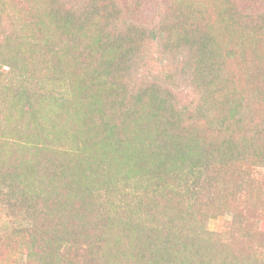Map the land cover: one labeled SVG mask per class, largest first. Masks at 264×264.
Here are the masks:
<instances>
[{"label":"trees","instance_id":"trees-1","mask_svg":"<svg viewBox=\"0 0 264 264\" xmlns=\"http://www.w3.org/2000/svg\"><path fill=\"white\" fill-rule=\"evenodd\" d=\"M199 1L165 0L153 23H142L126 18L118 0H46L45 21L49 18L57 36L53 41L44 21L40 25L45 30L35 29L0 0V200L26 214L21 229L29 261L72 264L73 257L81 256L84 264H92L100 255L103 264H219L217 258L224 257V243L214 249L210 242L214 234L207 228L208 214L192 213L188 207L181 210L182 227L156 238L147 235L148 241H75L77 230L88 226L84 212L99 191L106 196L103 207L125 213L123 226L132 237L142 239L144 225L134 223V209L127 203L109 200L113 182L104 175L99 178L104 164L91 161L84 168V150L69 154L61 144L63 132L38 119L43 102L54 106L60 117L63 105L82 93L88 81L90 94L97 102L102 99L103 107L84 113L99 128L100 144L112 152L114 164L154 181L153 192H160L164 206L171 201L165 198L169 192L175 191L178 202L183 196L196 201L199 191L215 190L217 185L226 191L219 207L233 206L234 200L248 195L253 183L229 178L227 170L236 163L264 170V88L257 85L235 101L226 98V66L222 70L208 51L206 11ZM246 1L248 10L240 9L238 0H218L216 13L238 33L263 40L264 0ZM92 21L95 32L88 30ZM148 42L182 56L177 70L197 94L195 106H179L173 93L156 81H134ZM66 62L71 63L68 71ZM77 68L87 74L85 84L73 72ZM241 77L255 78V70ZM64 83L71 86L70 100ZM96 85L113 88L108 94L117 99L109 111L104 107L108 95L93 90ZM79 139L76 142L86 149L83 133ZM65 155L70 159H62ZM213 197L205 199L206 208ZM237 222V215H232L230 234L241 231ZM251 257H235L230 264H264Z\"/></svg>","mask_w":264,"mask_h":264},{"label":"rangeland","instance_id":"rangeland-1","mask_svg":"<svg viewBox=\"0 0 264 264\" xmlns=\"http://www.w3.org/2000/svg\"><path fill=\"white\" fill-rule=\"evenodd\" d=\"M8 7L15 12V17L22 22L32 23L35 29H38L41 22H45L46 27H51V34L54 35L53 27L47 23V2L46 0H4ZM123 8V15L126 18L136 20L142 23H153L159 9H162L165 0H118ZM199 4L203 11H206L203 17L204 24L208 34V51L211 54L215 64H221L224 69L225 82H222L224 93L227 99L235 101L238 97L247 94L260 85L264 88V39L253 38L238 33L227 21L224 15L216 13L219 9L218 0H200ZM238 5L242 10H248L249 4L246 0H238ZM216 14H215V13ZM156 13V14H155ZM155 14V15H154ZM46 29L41 26V30ZM88 30L94 31V22H89ZM41 35V31L37 30ZM52 36V35H51ZM52 36V40L55 41ZM238 49V51L235 50ZM234 55L232 59L230 56ZM182 56L177 53L164 52L157 42H148L139 56V67L134 75V81H156L161 86L169 89L177 104L184 108H192L196 105L198 96L193 88L182 82L181 75L177 70ZM71 63L66 62L64 70L68 71ZM246 70H248L246 72ZM255 70V78H242L241 73L249 74ZM79 78L87 80V74L84 70L77 68L73 71ZM261 73V74H260ZM261 75V76H260ZM112 83L117 81L111 80ZM247 82L255 85L249 86ZM89 83L83 86V91L75 95L68 104L65 103L61 116L57 118V109L43 102L39 109V123L46 126H56L61 132V144L70 153L73 150H84L81 156L82 166L88 168L91 161L104 164V169L99 174V178L112 180V195L109 200L117 203H127L133 208L132 219L134 223L140 222L144 225V236L135 239L123 226V220L126 215L124 212L113 213L108 207H103L105 194L103 191L95 193V203L91 208L84 212L83 222H87V228L77 230L75 241H148L147 235L153 234L155 238L168 229H177L182 227L181 210L188 207L192 213L200 212L208 214L207 228L214 235V241H210L214 249L224 243V257L217 258L219 264H230L231 259L240 260L244 255H252L264 262V170L252 169L245 165L236 163L227 170L229 178L237 177V180L244 179L246 182L253 183L248 195L234 200V205L225 204L224 208L219 207V202L224 199L226 191L223 187L217 185L216 189L208 192L203 190L197 194L198 200L188 197L177 201L175 191L169 192L166 200L171 198L166 206L164 199H161L160 192H153L154 181H148L145 176L132 171H127L114 164L110 155L112 152L102 148L100 144V130L90 120L88 112L91 109L101 110L102 99L97 102L89 91ZM67 91L66 100H70L71 86L64 83ZM86 89V91H85ZM103 92L105 96V109L109 111L113 102L117 99L115 94L110 91V86H93V90ZM223 97L220 96L219 99ZM6 107L9 102L4 101ZM67 108V109H66ZM66 109V110H65ZM104 110V109H103ZM105 111V110H104ZM82 116L88 124L80 118ZM62 127L60 128V126ZM83 133L88 143L86 149L79 143V135ZM51 134V133H50ZM50 134L48 136H50ZM129 136V134L127 135ZM214 136V135H211ZM50 138H53L50 136ZM78 140V141H77ZM77 141V142H76ZM76 142V143H75ZM68 154V155H69ZM65 155L62 159H70ZM119 158L122 155H118ZM61 159V158H60ZM226 175V174H225ZM224 175V177H225ZM224 182V180H223ZM181 193H184L181 191ZM213 195V200H205ZM187 200V201H186ZM195 202V204H194ZM194 204V207L192 208ZM139 205V206H138ZM164 206V207H163ZM237 215V226L240 232L230 234L229 228L232 215ZM211 215H214L210 218ZM26 214L17 209H12L0 200V264H37L35 261H29L26 258L27 241L26 234L21 228H24V219ZM136 228V227H134ZM22 231V232H21ZM80 233V234H79ZM249 233V235H247ZM88 235V238L85 235ZM248 237H243L244 235ZM232 235V236H229ZM135 236V235H134ZM180 241V240H178ZM198 242V241H197ZM98 260L92 264H103V259L98 255ZM228 257V259H227ZM251 257V259L253 258ZM124 262V260H123ZM72 264H84L81 256L73 257Z\"/></svg>","mask_w":264,"mask_h":264}]
</instances>
